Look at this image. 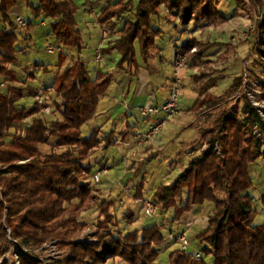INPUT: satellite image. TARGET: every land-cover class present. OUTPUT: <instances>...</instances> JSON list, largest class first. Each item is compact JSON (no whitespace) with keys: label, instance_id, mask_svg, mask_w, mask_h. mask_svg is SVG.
I'll list each match as a JSON object with an SVG mask.
<instances>
[{"label":"trees","instance_id":"trees-1","mask_svg":"<svg viewBox=\"0 0 264 264\" xmlns=\"http://www.w3.org/2000/svg\"><path fill=\"white\" fill-rule=\"evenodd\" d=\"M22 1L30 4L31 0ZM221 1L224 0H137L135 5L133 0H109L101 10L98 23L111 36L118 35V39L102 51L103 56L116 50L121 56L118 68L126 65L128 69H136L139 67L137 47L141 58L147 60L161 35L154 28L153 18L160 16L162 6L184 27L195 21L204 28L228 21L219 11ZM256 1L260 7L264 6V0ZM19 2H0V23L5 26L0 32V77L6 80L0 87L8 88L7 94L0 92V237L6 239L10 229L15 241L32 249L53 241L68 242L62 248L70 254L57 264H108L117 258L126 264H156L160 249L166 243L162 227L154 225L144 229L142 238L139 232L124 235L118 229L112 230L116 217L111 210L116 200L100 203L97 244L85 246L72 242L88 228L87 224L80 223L82 215L99 204L97 190L90 183L91 169L85 162L100 148V129L83 138L82 127L96 117L100 100L107 95L112 79L101 72L92 78L83 63L74 62L60 69L52 84L60 100V104H54L59 119L48 123L35 104L31 109L21 107L19 103L35 91L8 86L10 78L16 80L10 66L16 63L18 42L14 32L18 25L10 11ZM37 3L36 8L32 5L34 15L50 20L56 43L64 50L81 51L82 35L70 22L72 14L69 19L60 0H37ZM237 3L240 5L239 0ZM122 20L123 25L119 27ZM29 22L28 31L32 28ZM7 26L11 31H7ZM258 27L257 44L264 48V21ZM196 47L197 43L191 40L176 52L188 54L192 68L199 60L198 55L191 54ZM65 54H60V67L67 60ZM261 54L264 58V52ZM259 65L264 70V59ZM202 76L200 73L194 77L199 98L190 112L195 116L218 108L224 103V96L241 90L243 83L242 77L236 78L229 91L217 96L212 92L217 81L204 83ZM258 98L264 100V84ZM240 104L242 116L232 119L223 115L213 129L202 133L208 149L194 157L173 184L161 186L152 201L158 211L174 210L177 222L194 206L207 201L214 204L207 230L197 237L208 245L204 253L215 258L214 264H264V224L255 223L257 211L250 193L254 187L250 166L260 158L262 145L253 127L257 124L264 130V123L250 99L242 98ZM27 117L32 118L31 123L26 122ZM51 140L55 142V150L42 155L41 147ZM219 145L222 157L216 153ZM141 190L142 187L136 201H143ZM259 200L264 207V193ZM134 219L135 214L129 211L125 220L132 223ZM190 255L179 248L171 254L170 262L206 264L202 256L201 260H195ZM21 264L33 263L23 260Z\"/></svg>","mask_w":264,"mask_h":264},{"label":"rangeland","instance_id":"rangeland-1","mask_svg":"<svg viewBox=\"0 0 264 264\" xmlns=\"http://www.w3.org/2000/svg\"><path fill=\"white\" fill-rule=\"evenodd\" d=\"M72 1L77 12L76 21L79 26H83V49L81 51L64 50L67 52L64 55L67 56V60L64 61L62 67H60V54L58 52L51 54L46 51L47 43L53 46H59L51 32L50 20L44 17L36 19L32 5L36 8L38 6L37 0H31L30 4L20 0L17 9L13 13V17L11 18L15 21L18 16H21L27 21L32 22V28L28 31L27 29L18 26L14 30L18 38L16 46L17 60L10 68L15 71L18 78H16L15 81L10 78V80H8V86L20 88L30 87L33 89L39 88L40 84L43 82L51 85L60 69H66L79 60H84L86 62L90 76H95L97 72L105 73L117 70L121 59L118 53L105 54V60L100 64L96 63L93 59L95 49L100 47L106 51L112 37L108 29L106 28L103 30L95 20L97 16H100V10H96L92 15L89 11V7L102 2L107 5L108 0ZM239 1L240 5H238L237 0H224L220 2L219 6L221 7L219 10L228 19V21L223 24H212L202 28V25H198L194 21L190 22L187 27L178 24V27L175 28L176 22H174L175 24L173 23V25H168L166 23L162 26L167 34L161 44L163 48L162 56L165 62L172 60L177 47L181 48L186 42L191 40L197 43V47L192 49L191 54L198 55L199 58L195 68L188 65V69L181 71L180 76L184 87L179 97L181 113L175 117L174 121L177 122L182 119L183 123L181 122V124H183V126H179L181 130H179L176 135L169 134L174 127L172 123H168L164 128L162 134L164 135L166 133L168 139L164 145V151L158 152L156 156L149 158L146 161L144 160L143 162L141 161V157L132 158L131 153H122L115 145H109V138L105 136V133H111L116 129V132H119L122 126L121 122L123 121L121 117L112 118L111 122L107 125H103L101 118L97 117L82 127L83 138H89L93 131L100 127H102V132H104V134L101 133L99 136L102 140L99 150H97L85 162V166L90 167L91 169L92 176L90 183L92 187L97 190L96 193L99 204H96L94 210L84 213L80 218V223L88 225V228L83 232L80 238H82L87 231L96 233V237L98 236L99 230L96 227V223L100 214V203L108 200H116V205L111 210L116 217V225L112 226V230L118 229V231L122 232L124 235L139 232V237L142 238L144 229L157 225L162 227V234L168 239L171 233L178 235L180 231L185 229L186 225L189 226L194 223V221L200 220L203 221L204 225H208L209 215L214 209V204L212 202L207 201L199 205L194 216L191 214L192 217L190 215L189 218L184 217L177 222L174 221V210H159L156 216L148 217L140 207L137 209L135 208L137 205L135 198L139 195L140 187H142L141 192L143 201L152 202L161 186L173 184L188 168L192 161V159L186 155L187 146L189 144L193 145L192 152L194 155L192 158L205 152V148H208L207 142L202 144L200 139L199 133L201 129L203 128V132L210 131L215 127L217 121L223 117V115H226L228 118L231 117L232 119L241 117L242 115L240 112L243 103L240 104V100L246 97L250 99L249 95L245 93V87L247 86L249 88L250 95H257L253 90H257L258 86L262 87V84H264V70L259 65V61H263L264 59L262 56L263 54H261L264 52V48H259L260 46L257 44L260 36L259 30L250 41H245L242 38L243 33L245 30H248L250 25H254L255 23L258 26L264 21V6L260 7L256 0ZM133 2L137 5V0H133ZM60 3L70 19V2L68 0H60ZM160 15L163 16L164 12ZM42 22H45V27L41 25ZM4 27V24L0 23V32L4 30ZM120 27H122V25H120ZM6 28L7 31H11L9 26ZM104 31L107 32V36H109L107 40L103 37ZM102 39L104 42H102ZM180 53L186 54L184 52ZM186 56L189 64L190 61L188 54H186ZM258 59L259 61H257ZM163 69H166V66H163ZM200 73H203V78H200H202L204 83L213 82V80L217 81V86L212 89V92L217 96H222L229 91L234 85L236 78L242 77L243 82L241 90L233 94H226L224 96V103L218 108L206 110L202 114L197 115L202 116V124L193 121L195 116L192 114V118L188 113L198 100L194 77ZM171 75H173V70H171ZM159 79L161 80V84L159 85L160 90L157 89L158 85L153 83L152 86L149 84V90L147 91L149 94L146 95V100H148V102L150 101V103L147 102L148 104L145 106H155V101L157 99L156 96L161 98L163 96L162 92L166 91L163 84L166 82L169 83V81L166 79L162 80V78ZM17 81H20L21 83L17 84ZM5 82V77H0V84ZM145 88H147V85H145ZM0 92L2 94H7L8 88L0 87ZM52 102L53 105L55 102L60 104V100L57 98L56 94H53ZM152 102H154L153 105ZM19 104L21 107L31 109L35 104L34 98L33 96L27 95ZM136 115L140 121H143V117L139 113ZM59 118L60 116L55 111L54 105L53 114L46 116L45 120L48 123H52ZM136 119V117H133L132 122L135 123ZM115 122L116 124H119L117 127H114ZM253 133L258 139L255 134L256 132ZM54 144L55 142L51 140L48 145L42 146V155H48L53 152L55 150L53 148ZM218 150L219 151H216V153L219 157H222L223 153L220 145L218 146ZM140 165L142 166L138 169ZM132 166H134L135 169ZM103 170L106 171L104 172ZM98 173H101L100 182L96 183L93 180V176ZM250 174L254 186L250 190V193L254 197V208L257 211L255 223L264 224V207L259 200L260 195L264 193V156H260V158L250 166ZM120 201H122V203H120ZM130 209H132L135 214V219L132 223H128L125 220L126 214ZM195 224L199 227L196 222ZM200 230H203L202 226L200 227ZM7 232L8 236L6 239L0 237V261L6 259L5 261H7V264H13L14 255L17 253V249L14 246L15 240L12 238L11 230L7 229ZM195 234L196 231L191 232L188 235L190 240L189 253L198 252L201 254L204 263L214 264L215 258L212 255L204 253V249L208 247V245L200 242ZM80 238L73 240L72 242H78ZM98 241L97 237V242ZM67 243L68 242H61L57 247V252L63 254V259L70 254L67 249L62 248V245ZM180 246L181 245L175 243H172L171 245L164 244L160 249L161 252L156 264H171L170 256L174 251L179 248L181 249ZM38 256L40 259L46 261L49 256H53L52 248L43 250ZM23 260L26 259L21 258V262ZM108 264L126 263L117 258L110 260Z\"/></svg>","mask_w":264,"mask_h":264},{"label":"crops","instance_id":"crops-1","mask_svg":"<svg viewBox=\"0 0 264 264\" xmlns=\"http://www.w3.org/2000/svg\"><path fill=\"white\" fill-rule=\"evenodd\" d=\"M103 1H105V0H103ZM0 2H1V0H0ZM90 3H91V1H90ZM94 3H95V1H94ZM70 5H71V14H72L70 22L80 31V33L82 35V31H83L82 27L83 26H79V24L76 21L77 12H76L75 6L73 5V1L70 2ZM90 6H91V4H90ZM105 6L106 5L103 2L100 4H97V5L95 4V5H92L91 7H89L90 8L89 11L93 15L96 10L97 11L100 10V14H101V10ZM17 7H15L14 9H12L10 11L11 17H13V13L17 9ZM220 7L221 6H219V8ZM163 12H164L163 16L160 15L159 17L153 18L154 28L160 30L161 35H160V37H158L156 39L155 46L152 49V51L150 52L148 59L144 60L141 58L140 51L137 47V58H138V62H139L138 68L128 69V67L125 65L123 68H117L116 71H113V72L108 71V72L104 73V74H107L111 77V79H112L111 80V86H110V89H109L107 95L101 98L100 104L98 107V113L95 117V118L100 117L102 122H103V125L109 124L111 122L112 118H114V117H121L123 121L121 122L122 126H121L120 131L116 132V130H117L116 129V130H113L111 133H105V136L107 138H109L108 143L112 142L111 144L118 147L122 153H125V154L131 153L132 158L141 157V161H143V162H144V160L146 161L147 159L156 156L158 154V152L164 151V145L168 141L166 133H165L164 135L161 134L158 141L156 143H154L153 145L138 148V147H136L135 142H134V135L137 131H147L149 129L150 125H152L155 121H157L158 119H160L164 116V114L161 113L160 115H157V116L145 117L139 111L140 107H144L146 104L150 103V101L148 102V100H146V97H147L146 95L149 94V93H147V91L149 90V84H151L153 86V83H154V84L158 85L157 89H159V85L161 84V80L159 78H162V80L166 79L169 81V83L166 82L163 84V86L166 88V91L162 92L163 96L161 98H158L156 96L157 99L155 101L156 102L155 106L162 107L165 104V102L169 96V90H170V86H171L172 79H173V75H171V70H172V65L174 63V60L177 56V54H176L177 49H179V47L176 48L175 54H174L172 60L165 62V60L162 56L163 48H162L161 44L164 41L163 39L166 38L167 34L163 30L162 26L166 23L168 25L169 24L173 25V23L176 22V24L174 23L175 28H176V27H178V24H180V21L165 6L161 7V14ZM99 17L97 16V18L95 19L97 23L99 21ZM36 19H38V18H36ZM123 21L124 20L119 22V27H120V25H123ZM41 25L44 27L46 26L45 22H42ZM108 37L109 36H107L105 39L107 40ZM111 37H112V39L109 42L108 48H110L114 45V43L118 39V35H114ZM172 41H173V38H172ZM102 42H104L103 39H102ZM98 48H100V47H98ZM97 49H95V51H94V58L93 59L96 63L100 64L101 62H98L96 59ZM102 51H104V50L102 49ZM115 53H118V51L113 50L110 54H115ZM119 57L121 58L120 54H119ZM104 60H105V56H104ZM77 62L83 63L85 65V67L87 68L86 62L84 60H82V61L79 60ZM163 66H166V69H163ZM98 74L99 73L97 72V74L95 76H91V77L96 78V76ZM16 76H17L16 78H18V75H16ZM153 80H154V82H153ZM17 82H18L17 84L21 83L20 81H17ZM53 82H54V80H53ZM43 84L49 85V84H46L45 82H43L40 84V86ZM144 84L147 85V88H145ZM50 86H52V84ZM24 88H26V87H24ZM27 88H30V87H27ZM37 89L38 88H33L34 91H36ZM153 93H154V91H153ZM153 104H154V102H152V105ZM137 113H139L143 117V121H140L138 119V117L136 115ZM180 113H181V111H180ZM188 113L193 118L194 114L191 113L190 111ZM133 117L137 118L135 123L132 122ZM173 121L174 120H172L170 123H172L174 127L171 129V133H169V134L176 135L179 132V130H181V128H179V126L180 125L183 126V124H181V122L183 123V121H182V119L177 121V122H175V121L173 122ZM193 121L199 122L202 124V116H195V119ZM118 125L119 124H116V122H115L114 127H117ZM184 125H186V124H184ZM184 127H186V126H184ZM99 129H100V134L101 133L104 134V132H102V127H100ZM202 130H203V128L201 129V131L199 133L201 141H202L201 134L204 133ZM111 144H109V145H111ZM202 144H204V141H202ZM192 147H193L192 144H189L187 146L186 155L188 157H190V159L193 160L192 156L194 155V153L192 152ZM136 164H138V163H136ZM141 166L142 165H140V167H138V169H140ZM132 167L135 169L134 166H132ZM120 203H122V201H120ZM136 204H137L135 206L136 209L140 207L141 210H143V201H136ZM197 209H198V206H194L192 208V211L190 213L184 215V217L189 218V216L191 214H193V216H194L197 212ZM129 211L134 213V211L132 209L128 210V212ZM128 212H127V214H128ZM127 214H126V216H127ZM191 217H192V215H191ZM191 217H190V219H191ZM187 220H189V219H187ZM195 222L199 225V227L196 226ZM201 226L203 228L202 231L200 230ZM207 228H208V225L206 226V225H204L203 221L197 220V221H194V223H192L189 226L186 225L185 229L183 231H180L178 235H181L184 233L189 235V233L196 231L195 235H196V237H198L200 234L204 233L207 230ZM171 234H173V233H171ZM172 243L179 244L176 241L170 240V236H169V238L166 239L165 245H171ZM191 254L195 255V254H200V253L191 252Z\"/></svg>","mask_w":264,"mask_h":264},{"label":"built area","instance_id":"built-area-1","mask_svg":"<svg viewBox=\"0 0 264 264\" xmlns=\"http://www.w3.org/2000/svg\"><path fill=\"white\" fill-rule=\"evenodd\" d=\"M16 24L24 29H28L30 26V22L27 21L25 18L18 16L15 20ZM258 26L254 23V25H250L248 30H245V32L242 35L243 40L250 41V39L257 34ZM104 39L107 37V32H103ZM46 51L48 53H55L58 52L59 54L67 53L64 51V49L61 46H53L49 43L46 44ZM96 59L98 62H103L104 57L102 53V49H97V55ZM188 60L186 54L179 53L172 65L173 70V79L169 90V96L165 102V104L162 107L158 106H144L140 107L139 111L140 113L145 117H152L160 115L161 113L164 114V116L157 121H155L152 125H150L149 129L147 131H137L134 135V142L136 147H145L149 145H153L158 141L160 138L162 131L164 128L170 123L172 120L175 119L176 116L180 113V106H179V97L181 95V92L183 90V83L181 79V71L184 69H188ZM4 84H2L3 86ZM257 90H253L257 95L255 94H249V88L246 86V94L249 95L251 104L257 109L262 122L264 123V100H260L258 95L261 93V86L257 87ZM53 94H55L54 89L50 85H41L34 93L33 98L35 105L40 108L41 112L44 116H50L54 112V105L52 102ZM26 122L31 123L32 118L27 117ZM255 134L258 137V140L262 142L261 148H260V156H264V130L260 128L259 125H254L253 127ZM208 149V148H207ZM205 148V150H207ZM216 151H219L218 148H216ZM104 172L106 170H103ZM100 174L98 173L93 176V180L96 183L100 182ZM143 210L145 214L148 217H154L157 215L158 208L154 202L150 201H143ZM96 233L87 231L83 235L82 238L78 240L77 243H81L85 246H92L97 244V238ZM170 240L176 241L181 245V250L187 254L189 253V247H190V240L187 234H181V235H170ZM61 244L60 241H54L49 244H45L43 247L39 249H32L28 248L23 245H19L17 241H14V246L17 249V253L14 255V262L13 264H21V258L26 259L27 261L33 263V264H57L59 261L63 259V254L61 252H57V247ZM47 248H52L53 256H49L46 261L40 259L38 254L42 252L43 250H46ZM195 260H201L200 254L190 255ZM6 260V259H5ZM5 260L0 261V264H7ZM5 262V263H4Z\"/></svg>","mask_w":264,"mask_h":264}]
</instances>
